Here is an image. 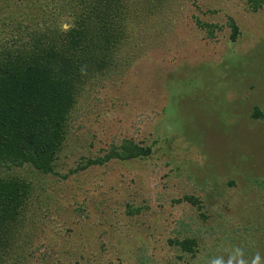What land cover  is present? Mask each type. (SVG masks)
Here are the masks:
<instances>
[{
    "label": "rangeland",
    "instance_id": "rangeland-1",
    "mask_svg": "<svg viewBox=\"0 0 264 264\" xmlns=\"http://www.w3.org/2000/svg\"><path fill=\"white\" fill-rule=\"evenodd\" d=\"M111 1L0 0V71L49 38L66 65L86 54L68 47L69 29L101 31L99 54L82 56L87 65L69 79L62 126L50 125L52 173L0 169L31 184L9 235L24 249L22 264H226L237 251L264 264V6ZM198 22L216 26L214 36ZM95 56L106 67L96 71ZM123 141L151 155L94 164ZM186 238L196 241L192 253L170 244Z\"/></svg>",
    "mask_w": 264,
    "mask_h": 264
},
{
    "label": "trees",
    "instance_id": "trees-1",
    "mask_svg": "<svg viewBox=\"0 0 264 264\" xmlns=\"http://www.w3.org/2000/svg\"><path fill=\"white\" fill-rule=\"evenodd\" d=\"M107 1L105 4H112L111 0ZM246 3L254 13L264 6L263 0H246ZM76 6L83 8L82 4L74 5ZM197 24L209 38L214 36L216 26L200 22ZM229 27L230 40L234 42L238 36V28L232 20H229ZM94 31L101 35L100 28L90 34L77 28L69 29L65 36L68 47L78 54L86 52L82 56H87L89 52L99 54L96 50L100 45L93 44ZM100 42H105V39L101 37ZM43 43V47L32 48L33 51H25L24 48L16 51L17 56L14 57L20 65L14 68L6 63L0 71V169L9 170L11 167L22 168L29 165L42 174L52 173L54 153L50 148V125L54 127V123L61 120L57 129L62 126V120L73 105L69 79L77 67L87 65V57L77 56L66 61V65L61 64L56 62V57L48 50L50 38ZM93 58L92 66L96 71L106 67L105 59L98 60L96 56ZM57 78L61 80L57 82ZM252 117L262 119V114L256 110ZM150 155L149 148L123 141L94 164L103 165L110 160L126 162ZM89 164L93 165L92 162ZM30 187L31 184L20 177L0 176V264L9 261L12 264H22L25 259L24 249H20L21 245L16 241L10 242L9 235L13 233L17 222L21 220L19 216L26 209ZM185 200L198 206L200 210L202 204L198 198L186 197ZM128 213L132 217L138 210L128 207ZM201 218L204 219V214ZM170 244L183 253H192L196 247V241L190 238L173 240Z\"/></svg>",
    "mask_w": 264,
    "mask_h": 264
},
{
    "label": "clouds",
    "instance_id": "clouds-1",
    "mask_svg": "<svg viewBox=\"0 0 264 264\" xmlns=\"http://www.w3.org/2000/svg\"><path fill=\"white\" fill-rule=\"evenodd\" d=\"M240 256V252L237 251L235 257H232L227 260L226 264H232L233 259H235L236 264H246L244 260L238 259ZM260 257L259 255L255 256V258L252 260V264H259ZM211 264H225V261L222 258H216L211 261Z\"/></svg>",
    "mask_w": 264,
    "mask_h": 264
}]
</instances>
